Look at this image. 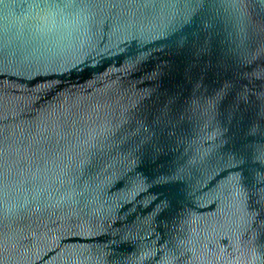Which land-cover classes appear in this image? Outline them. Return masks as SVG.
Wrapping results in <instances>:
<instances>
[{
    "label": "water",
    "instance_id": "obj_1",
    "mask_svg": "<svg viewBox=\"0 0 264 264\" xmlns=\"http://www.w3.org/2000/svg\"><path fill=\"white\" fill-rule=\"evenodd\" d=\"M0 264H264V0H0Z\"/></svg>",
    "mask_w": 264,
    "mask_h": 264
}]
</instances>
